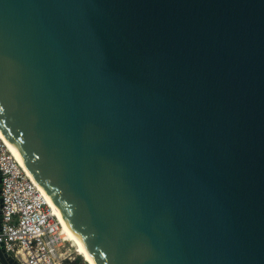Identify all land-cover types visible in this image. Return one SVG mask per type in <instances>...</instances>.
<instances>
[{"label": "water", "instance_id": "water-1", "mask_svg": "<svg viewBox=\"0 0 264 264\" xmlns=\"http://www.w3.org/2000/svg\"><path fill=\"white\" fill-rule=\"evenodd\" d=\"M0 131L94 264H264V0H0Z\"/></svg>", "mask_w": 264, "mask_h": 264}, {"label": "built area", "instance_id": "built-area-1", "mask_svg": "<svg viewBox=\"0 0 264 264\" xmlns=\"http://www.w3.org/2000/svg\"><path fill=\"white\" fill-rule=\"evenodd\" d=\"M0 243L17 264H64L70 244L41 190L1 140Z\"/></svg>", "mask_w": 264, "mask_h": 264}, {"label": "bare ground", "instance_id": "bare-ground-1", "mask_svg": "<svg viewBox=\"0 0 264 264\" xmlns=\"http://www.w3.org/2000/svg\"><path fill=\"white\" fill-rule=\"evenodd\" d=\"M0 140L3 141L7 145V147L12 152V154L14 155V157L16 158V160L20 163V165L23 166V168L25 169V171L27 172V174L30 176V178L39 187V185H38L35 177L25 167V165H24L23 161L21 160V158L15 156V152H14L13 146L9 143V141L7 140V138L5 137V135L1 131H0ZM39 189L41 190V192L43 194L42 189L40 187H39ZM44 197H45L46 203L51 207L53 214L56 216V218L60 222V225H61L63 231L65 232L66 237L69 239V241H71V244L75 247L76 252H78L80 254V256L84 259V261H86L87 264H94V261H93L91 255L88 253V251L84 247V245L77 240L76 235L73 233V231L71 230V228L69 227V225L66 224V220L64 219V217L62 216L61 212L56 207V205L54 204V202L52 200H49L46 196H44Z\"/></svg>", "mask_w": 264, "mask_h": 264}, {"label": "rangeland", "instance_id": "rangeland-1", "mask_svg": "<svg viewBox=\"0 0 264 264\" xmlns=\"http://www.w3.org/2000/svg\"><path fill=\"white\" fill-rule=\"evenodd\" d=\"M70 244L67 245L69 247V253H68V259L64 261V264H87L86 261L80 256L78 252H76L75 247L71 244V241H69ZM79 261H76L78 259Z\"/></svg>", "mask_w": 264, "mask_h": 264}, {"label": "trees", "instance_id": "trees-1", "mask_svg": "<svg viewBox=\"0 0 264 264\" xmlns=\"http://www.w3.org/2000/svg\"><path fill=\"white\" fill-rule=\"evenodd\" d=\"M76 261H79V257H78V259H76Z\"/></svg>", "mask_w": 264, "mask_h": 264}]
</instances>
